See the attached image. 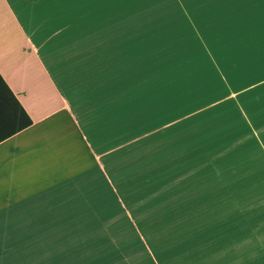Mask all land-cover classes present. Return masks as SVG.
I'll return each instance as SVG.
<instances>
[{
    "label": "crops",
    "instance_id": "obj_1",
    "mask_svg": "<svg viewBox=\"0 0 264 264\" xmlns=\"http://www.w3.org/2000/svg\"><path fill=\"white\" fill-rule=\"evenodd\" d=\"M109 22L101 0H0V75L32 121L0 143V264L19 259L21 240H49H28L29 230L62 227L56 219L80 207L84 222L102 203L171 212L160 227L179 243L211 245L221 258L248 245L264 264V52L213 76H166L165 66L138 77L117 42L127 31Z\"/></svg>",
    "mask_w": 264,
    "mask_h": 264
},
{
    "label": "rangeland",
    "instance_id": "obj_2",
    "mask_svg": "<svg viewBox=\"0 0 264 264\" xmlns=\"http://www.w3.org/2000/svg\"><path fill=\"white\" fill-rule=\"evenodd\" d=\"M105 1L101 0L102 12L110 15L111 28L115 24L118 32L127 31V36H118L117 42L118 45L119 42L127 45L126 48L122 45V50H126L127 60L131 59L132 66L135 65L132 69L136 73L134 76L150 77L155 71L161 74L165 66L166 76H200L203 72L213 76L217 71L215 66H239L243 61L255 60L256 56L262 55L255 50L264 52V0H115V5L106 6V9ZM103 25L107 26L108 21L102 20ZM196 35L209 45L200 46ZM56 45L54 41V51L58 47ZM51 55L60 59L59 72H64L66 55L63 52ZM41 57L44 58L43 53ZM211 60L213 68L209 66ZM177 61L196 65L192 66L193 69L184 65L178 68L171 65L168 69L170 62L175 64ZM46 67L55 82L57 89L54 91L65 95L58 74L49 65ZM130 67L128 63L118 66V89L129 76ZM234 67L227 72H233ZM84 213L80 207L71 218H67L66 213L64 218H54L64 222L63 229L49 225L48 228L29 230L32 235L25 236L28 240L37 241L36 238L41 237L49 240L46 239L45 244L31 246L21 240V244L16 246L20 252L19 259L4 264L254 263L252 246L248 251L246 245L245 255L228 257L224 253L221 258L220 253H207L211 245L179 243L172 229L160 227L163 218L171 216V212L128 213L119 203L115 207L102 203L96 212L86 214L83 222ZM77 222H83V225ZM57 257H64L65 262L54 261Z\"/></svg>",
    "mask_w": 264,
    "mask_h": 264
},
{
    "label": "trees",
    "instance_id": "obj_3",
    "mask_svg": "<svg viewBox=\"0 0 264 264\" xmlns=\"http://www.w3.org/2000/svg\"><path fill=\"white\" fill-rule=\"evenodd\" d=\"M31 124L30 117L0 75V143Z\"/></svg>",
    "mask_w": 264,
    "mask_h": 264
}]
</instances>
